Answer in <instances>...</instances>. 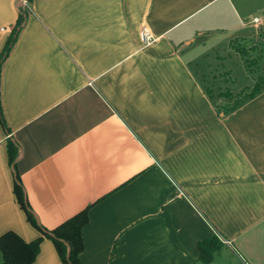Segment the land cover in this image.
I'll return each mask as SVG.
<instances>
[{
	"label": "crops",
	"instance_id": "obj_1",
	"mask_svg": "<svg viewBox=\"0 0 264 264\" xmlns=\"http://www.w3.org/2000/svg\"><path fill=\"white\" fill-rule=\"evenodd\" d=\"M17 1L0 0V52ZM27 5L0 65V234H42L11 138L38 223L86 211L82 264H264V86L238 102L214 88L254 85L231 43L264 39V0ZM212 233L230 242L206 261ZM27 264L64 261L43 235Z\"/></svg>",
	"mask_w": 264,
	"mask_h": 264
},
{
	"label": "trees",
	"instance_id": "obj_2",
	"mask_svg": "<svg viewBox=\"0 0 264 264\" xmlns=\"http://www.w3.org/2000/svg\"><path fill=\"white\" fill-rule=\"evenodd\" d=\"M27 1L28 0L18 5L19 12L17 19L0 52V65L14 43L19 30L24 25L27 17ZM244 49L247 51L246 48ZM244 49L242 48V50ZM261 87L262 86H260L258 83H254L253 90L250 94L258 91ZM14 144H16V142L10 138L8 141V154L15 172L14 191L18 201L24 207L28 219L40 228L42 234H39L30 240H25L12 229L2 232L0 234V250L3 257L0 261V264L29 263L34 259L37 251L39 250V241L43 235L50 236L53 239L61 258L64 261V264H82L78 253L83 245L81 238V226L87 220L86 211L78 212L52 228H46L42 224L38 223L35 213L32 211L27 202L23 185L15 171L16 152ZM221 243V239L214 233L206 236L203 239H200L198 242L200 248V258L206 261L210 260L213 256V252L219 250Z\"/></svg>",
	"mask_w": 264,
	"mask_h": 264
},
{
	"label": "rangeland",
	"instance_id": "obj_3",
	"mask_svg": "<svg viewBox=\"0 0 264 264\" xmlns=\"http://www.w3.org/2000/svg\"><path fill=\"white\" fill-rule=\"evenodd\" d=\"M251 17H248L247 21H248V29H255L256 31H259L260 29H262V24H260V20L257 21L258 24L251 26V24L255 23V21H251ZM252 27V28H251ZM232 47H237V49L240 52L242 51V48H246V54H244V57H246V65L248 66L247 72L250 74V76L256 80L255 83H258L260 86H264V39L261 42H256V40H251V39H244V38H240L235 40L234 42L232 41ZM233 66H235L237 68V64H236V60H232ZM235 72V70H234ZM228 73V72H227ZM225 72H216L213 75H209L210 79H213L214 77H216L217 79H221L223 80V78L227 77L225 75ZM241 74V73H240ZM210 87V86H208ZM251 87V86H250ZM249 87V88H250ZM216 89L221 88V92L226 94L227 96H233V100L234 102H238L241 101L242 98H245L246 95H249L251 93V91L253 90V85L251 87L250 90H244L243 87L240 89V91H234V90H229L228 87H223V86H219V87H214ZM236 89V87H234ZM211 89V88H210Z\"/></svg>",
	"mask_w": 264,
	"mask_h": 264
},
{
	"label": "built area",
	"instance_id": "obj_4",
	"mask_svg": "<svg viewBox=\"0 0 264 264\" xmlns=\"http://www.w3.org/2000/svg\"><path fill=\"white\" fill-rule=\"evenodd\" d=\"M23 2H26V0H23ZM253 21L257 22L259 21V17L255 16L253 17L252 19ZM4 28V27H2ZM142 40L144 41V43H150L151 40H152V35L150 33V31L148 30L147 27H144L143 30H142ZM218 236L220 237V239H222L223 241H226V242H230V239L227 238V237H224L222 236L221 234L218 233ZM244 261L246 264H252L251 262H249L247 259L244 258Z\"/></svg>",
	"mask_w": 264,
	"mask_h": 264
},
{
	"label": "water",
	"instance_id": "obj_5",
	"mask_svg": "<svg viewBox=\"0 0 264 264\" xmlns=\"http://www.w3.org/2000/svg\"><path fill=\"white\" fill-rule=\"evenodd\" d=\"M23 2V0H18L17 3L18 5L21 4Z\"/></svg>",
	"mask_w": 264,
	"mask_h": 264
}]
</instances>
